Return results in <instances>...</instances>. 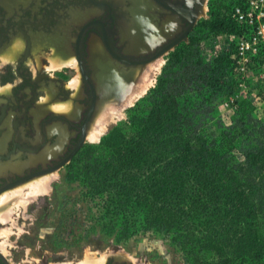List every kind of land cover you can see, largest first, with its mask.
<instances>
[{"label": "trees", "instance_id": "trees-1", "mask_svg": "<svg viewBox=\"0 0 264 264\" xmlns=\"http://www.w3.org/2000/svg\"><path fill=\"white\" fill-rule=\"evenodd\" d=\"M245 1L212 0L156 88L83 153L77 181L117 242L152 232L186 264H264V121L250 101L231 126L216 120L215 102L234 93V48L209 56L202 47L212 35L250 32L232 17ZM239 139L243 162L233 155Z\"/></svg>", "mask_w": 264, "mask_h": 264}, {"label": "flooded vegetation", "instance_id": "flooded-vegetation-1", "mask_svg": "<svg viewBox=\"0 0 264 264\" xmlns=\"http://www.w3.org/2000/svg\"><path fill=\"white\" fill-rule=\"evenodd\" d=\"M202 3L0 0V196L59 172L105 103L127 94L131 74L198 23ZM51 59L69 70L55 73ZM11 260L0 249V264Z\"/></svg>", "mask_w": 264, "mask_h": 264}, {"label": "rangeland", "instance_id": "rangeland-1", "mask_svg": "<svg viewBox=\"0 0 264 264\" xmlns=\"http://www.w3.org/2000/svg\"><path fill=\"white\" fill-rule=\"evenodd\" d=\"M211 2L212 0H206L204 12L188 41L148 64L144 69L133 72L131 86L127 94L122 99L107 101L100 109L89 133L99 125L103 113L111 111L108 109L117 110L118 116L113 115V118H110V121L106 123V130L99 141L93 142L88 136L86 144L73 158L74 160L72 159L59 172L43 176L53 177L50 191L48 194L38 197L25 209L22 207L16 209L14 213L16 227H13L12 223L7 226L0 224V234L5 228H12V232H14L9 238L7 251H2L8 259H12L11 262L16 264L77 263L84 259L88 252V254H96L99 258L106 256L103 264H107L112 258L116 262H126V264H186L183 254L172 245L166 236L152 232L141 233L126 242H117L115 236L102 232L96 223V219L99 217L100 202L98 200L89 201L84 197L81 184L77 181L79 177H76L75 174L79 172L77 165H81V158L85 150L98 145L114 127L127 122L130 109L135 108L136 104L141 103L156 88L171 55L177 48L189 45L196 30L210 18ZM246 6L247 0L243 7ZM236 39V36L225 34L212 35L202 43V47L205 54L214 56L225 48L230 46L234 48ZM60 63L63 62L51 59V68L56 70L55 73L62 69L69 70L64 69V66L57 67ZM52 64L57 66L53 67ZM131 96H133L132 100L128 105H125ZM223 100L220 98L215 102L216 120L220 121L223 126L229 127L238 118V109L224 108ZM242 144L243 139H239L233 152L238 162L244 161L241 152ZM33 181L28 184L30 185ZM28 184L18 188L28 186ZM20 229L23 231L20 232ZM5 241L6 238L1 237L0 245Z\"/></svg>", "mask_w": 264, "mask_h": 264}, {"label": "built area", "instance_id": "built-area-1", "mask_svg": "<svg viewBox=\"0 0 264 264\" xmlns=\"http://www.w3.org/2000/svg\"><path fill=\"white\" fill-rule=\"evenodd\" d=\"M232 17L250 32L236 39L231 54L235 88L224 98L223 107L236 110L243 101H250L254 116L264 121V0H247V6L236 7Z\"/></svg>", "mask_w": 264, "mask_h": 264}, {"label": "bare ground", "instance_id": "bare-ground-1", "mask_svg": "<svg viewBox=\"0 0 264 264\" xmlns=\"http://www.w3.org/2000/svg\"><path fill=\"white\" fill-rule=\"evenodd\" d=\"M71 64H75L74 61ZM52 66H57L52 64ZM64 64L60 63L57 67H63ZM78 82V78H76L72 83L71 86H76V83ZM136 95V94H134ZM133 96H131L125 103V105H128L130 101L132 100ZM111 110V111H109ZM108 113L106 111L103 113V115L100 117V122L97 127L94 128V130L89 133V139L93 142L99 141V138L103 136L105 130H106V123L110 121V118H113V115L117 113V110L115 109H108ZM116 116H118L116 114ZM113 120V119H112ZM53 177H43L36 181H33L28 186H23L20 188L14 189V191H9L8 193H5L0 197V224L7 226L9 223H12L13 227H16V222L14 220V213L16 209L18 208H26L28 205L32 204L34 201L38 199L40 196H44L48 194V192L51 189V180ZM27 185V184H26ZM23 229H20V232H22ZM12 228H5L2 230L0 234L1 237H5L6 241L0 245L2 251H7V245H9V238L13 234ZM92 253V252H91ZM106 259V256L97 257L96 254H88L85 256L84 259L77 263H53V264H103ZM31 263V262H30ZM31 264H37V263H31Z\"/></svg>", "mask_w": 264, "mask_h": 264}, {"label": "water", "instance_id": "water-1", "mask_svg": "<svg viewBox=\"0 0 264 264\" xmlns=\"http://www.w3.org/2000/svg\"><path fill=\"white\" fill-rule=\"evenodd\" d=\"M203 5L205 4V0H203ZM197 19L198 16L194 17L191 21H190V26L189 28L186 30V32L182 35V37L178 38L177 40L173 41L172 43H170L169 45H167L165 48H163L162 50H160L156 55H154L153 57H151L149 60H146L142 66L145 67L148 64L160 59L161 57H163L165 54H167L169 51L173 50L174 48H176L182 41H186L187 37H188V33L191 32V30L195 27L196 23H197ZM85 144V140L84 138L81 140V142L78 144V146L75 148V150L61 163L59 164L54 170L53 172L62 169L65 165H67L72 159L73 157L83 148Z\"/></svg>", "mask_w": 264, "mask_h": 264}, {"label": "crops", "instance_id": "crops-1", "mask_svg": "<svg viewBox=\"0 0 264 264\" xmlns=\"http://www.w3.org/2000/svg\"><path fill=\"white\" fill-rule=\"evenodd\" d=\"M138 15V14H137Z\"/></svg>", "mask_w": 264, "mask_h": 264}]
</instances>
